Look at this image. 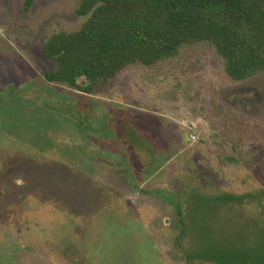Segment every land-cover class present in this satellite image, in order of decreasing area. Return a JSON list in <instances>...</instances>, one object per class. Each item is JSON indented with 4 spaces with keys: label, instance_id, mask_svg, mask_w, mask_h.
<instances>
[{
    "label": "rangeland",
    "instance_id": "obj_1",
    "mask_svg": "<svg viewBox=\"0 0 264 264\" xmlns=\"http://www.w3.org/2000/svg\"><path fill=\"white\" fill-rule=\"evenodd\" d=\"M23 3L0 0V264H264V73L199 43L84 94L45 79L79 0Z\"/></svg>",
    "mask_w": 264,
    "mask_h": 264
},
{
    "label": "trees",
    "instance_id": "obj_2",
    "mask_svg": "<svg viewBox=\"0 0 264 264\" xmlns=\"http://www.w3.org/2000/svg\"><path fill=\"white\" fill-rule=\"evenodd\" d=\"M37 1L24 0V12L30 13ZM79 2L76 13L86 20L81 29L56 32L44 45L45 55L58 67L45 74L50 84L93 95L109 87L130 66L154 67L199 43L215 48L226 73L236 82L264 73V0ZM81 79H85V85L80 84ZM113 147L127 150L121 154L124 168L133 174L143 171L151 175L163 166L144 170L133 146ZM33 171L39 173L34 168ZM138 180L134 175V182ZM223 197L228 202L239 198Z\"/></svg>",
    "mask_w": 264,
    "mask_h": 264
},
{
    "label": "built area",
    "instance_id": "obj_3",
    "mask_svg": "<svg viewBox=\"0 0 264 264\" xmlns=\"http://www.w3.org/2000/svg\"><path fill=\"white\" fill-rule=\"evenodd\" d=\"M194 138V137H193Z\"/></svg>",
    "mask_w": 264,
    "mask_h": 264
}]
</instances>
